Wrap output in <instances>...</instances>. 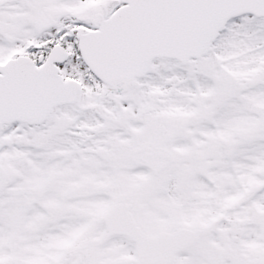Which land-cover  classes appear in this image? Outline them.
<instances>
[{
	"label": "snow or ice",
	"instance_id": "6c2138e0",
	"mask_svg": "<svg viewBox=\"0 0 264 264\" xmlns=\"http://www.w3.org/2000/svg\"><path fill=\"white\" fill-rule=\"evenodd\" d=\"M0 264H264V0H0Z\"/></svg>",
	"mask_w": 264,
	"mask_h": 264
}]
</instances>
